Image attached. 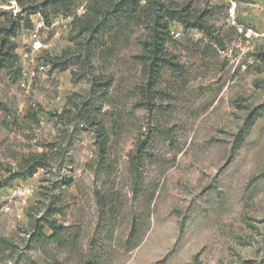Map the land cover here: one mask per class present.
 <instances>
[{
	"label": "rangeland",
	"instance_id": "1",
	"mask_svg": "<svg viewBox=\"0 0 264 264\" xmlns=\"http://www.w3.org/2000/svg\"><path fill=\"white\" fill-rule=\"evenodd\" d=\"M80 1L51 13L33 61L21 56L31 21L0 38V264H264V0H236L233 17L229 0H162L207 30L171 23L174 65L150 93L146 0L95 35L73 26ZM30 5L0 0V28L42 13ZM40 152L49 165L16 177Z\"/></svg>",
	"mask_w": 264,
	"mask_h": 264
},
{
	"label": "trees",
	"instance_id": "2",
	"mask_svg": "<svg viewBox=\"0 0 264 264\" xmlns=\"http://www.w3.org/2000/svg\"><path fill=\"white\" fill-rule=\"evenodd\" d=\"M21 5H25L26 2H31L32 5L28 6L26 10L31 12L42 11L47 22H50L51 13L69 12L73 5V0H43L36 3L38 0H18ZM140 0H92L88 4L87 11L81 16H75L73 26L75 29H79L80 33L86 34H98L100 24L103 19L117 14L122 10L133 9L137 11ZM144 16L151 20L150 34L142 41L143 53L140 59L147 68L148 74V86L147 93L153 91V87L160 80L162 71L164 68L174 65L172 60L166 55V43L171 38V23L179 22L186 28H199L204 31L207 30L205 22L202 17L195 16L190 12L188 7L178 8L170 4H165L162 0H146L145 4L139 6ZM25 19L26 24L29 25L31 18L27 15L25 18L18 16L11 18L9 22L0 28V38L3 42H10L11 37H16L21 27V20ZM31 26V25H29ZM3 35V36H2ZM13 47L16 43L13 42ZM53 63L54 67H60L65 70L68 68V61H63L62 57L47 56ZM95 85H101L102 82L95 79L93 82ZM82 116L87 119L90 117L83 113ZM256 121L254 113L247 120L246 130L247 132L253 123ZM99 131V130H97ZM244 132H240L237 137V146H240L244 140ZM101 149L104 150L106 145V139L103 132L99 131ZM49 165V158L46 152L32 153L24 157V170L15 174L16 177L27 178L33 176L40 169L46 168ZM45 221L44 225H41L39 221ZM41 220L35 221L36 228L43 234V229L47 226L50 231V238L54 240H60L63 233V226L58 224L56 220L49 217H42Z\"/></svg>",
	"mask_w": 264,
	"mask_h": 264
},
{
	"label": "built area",
	"instance_id": "3",
	"mask_svg": "<svg viewBox=\"0 0 264 264\" xmlns=\"http://www.w3.org/2000/svg\"><path fill=\"white\" fill-rule=\"evenodd\" d=\"M90 1L92 0H81L80 6L82 10H79L78 8V11L85 13ZM229 2L230 16L233 17L235 15L238 2L236 0H229ZM13 4L15 7L16 1H14ZM81 13L79 15H81ZM35 14V17L31 18V26L28 28L25 35V45L21 49V56L28 61H33L48 52L50 44L47 41L46 35L58 24L57 20L52 21V19L48 23L41 12H36Z\"/></svg>",
	"mask_w": 264,
	"mask_h": 264
}]
</instances>
